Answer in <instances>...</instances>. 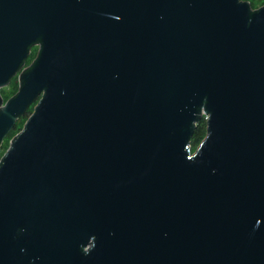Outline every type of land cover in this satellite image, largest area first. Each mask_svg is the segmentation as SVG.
I'll list each match as a JSON object with an SVG mask.
<instances>
[{
    "label": "water",
    "instance_id": "water-1",
    "mask_svg": "<svg viewBox=\"0 0 264 264\" xmlns=\"http://www.w3.org/2000/svg\"><path fill=\"white\" fill-rule=\"evenodd\" d=\"M19 71L0 264H264V5L0 0V89Z\"/></svg>",
    "mask_w": 264,
    "mask_h": 264
},
{
    "label": "rangeland",
    "instance_id": "rangeland-1",
    "mask_svg": "<svg viewBox=\"0 0 264 264\" xmlns=\"http://www.w3.org/2000/svg\"><path fill=\"white\" fill-rule=\"evenodd\" d=\"M244 1H249L250 5L252 6L253 9H258L264 5V0H244ZM38 51H39V46H34L32 51H31V55L26 62V66L30 63L31 58L37 57ZM20 74H21V72L19 71L16 75H14L12 77V79L10 80L8 85H6L5 87H2L0 89V93H1V96L3 98L4 103L7 102L12 96H14L19 91ZM36 104H37V102L32 104V106H30L31 109L29 108L30 110L27 111L28 114L25 113V115L23 117L18 119V121L16 123V127H14L13 130H11L10 133L8 134V136L4 139L2 145L0 146V158H2L5 155V153L7 152V150L9 149V147L11 145L12 138L22 131V129L24 128V126H25L27 120L29 119L30 115L33 113ZM203 125H205V124H203ZM205 127H206V125H205ZM202 135H203V138H205L204 136H206V135L204 133ZM199 145H200V143H195L194 141H191V152L194 153L198 149Z\"/></svg>",
    "mask_w": 264,
    "mask_h": 264
},
{
    "label": "trees",
    "instance_id": "trees-1",
    "mask_svg": "<svg viewBox=\"0 0 264 264\" xmlns=\"http://www.w3.org/2000/svg\"><path fill=\"white\" fill-rule=\"evenodd\" d=\"M31 109V107H30ZM28 109V111L30 110ZM27 113V112H26ZM28 114V113H27ZM23 117V116H22ZM16 127V126H15ZM13 130V129H12ZM205 134L207 133V130H206V127L205 125L203 124H199L198 127L196 128L195 132H194V135L191 139V141H194L195 143H200L203 141V135L202 134ZM205 137V136H204ZM203 138V139H202Z\"/></svg>",
    "mask_w": 264,
    "mask_h": 264
},
{
    "label": "flooded vegetation",
    "instance_id": "flooded-vegetation-1",
    "mask_svg": "<svg viewBox=\"0 0 264 264\" xmlns=\"http://www.w3.org/2000/svg\"><path fill=\"white\" fill-rule=\"evenodd\" d=\"M34 46H39V45H38V44H35V43L32 45V47H31V49H30V54H29V56L27 57V59H26V61H25V64H24V66L22 67V69H21L20 71H22L24 68L30 66V65L33 63V61L35 60L36 57H35V58H34V57L31 58L30 63L26 66V62H27V60L29 59V57H30V55H31V51H32V49H33Z\"/></svg>",
    "mask_w": 264,
    "mask_h": 264
},
{
    "label": "built area",
    "instance_id": "built-area-1",
    "mask_svg": "<svg viewBox=\"0 0 264 264\" xmlns=\"http://www.w3.org/2000/svg\"><path fill=\"white\" fill-rule=\"evenodd\" d=\"M39 48H40V46H39ZM209 119V116L208 115H206V114H203V118H202V120H201V122L199 123V124H205L206 126H207V120ZM198 124V125H199ZM198 127V126H197ZM23 130V129H22ZM191 144V143H190ZM2 158H0V160H1Z\"/></svg>",
    "mask_w": 264,
    "mask_h": 264
}]
</instances>
